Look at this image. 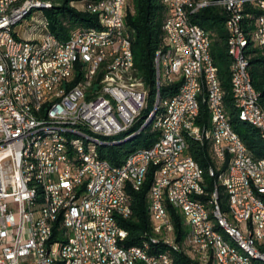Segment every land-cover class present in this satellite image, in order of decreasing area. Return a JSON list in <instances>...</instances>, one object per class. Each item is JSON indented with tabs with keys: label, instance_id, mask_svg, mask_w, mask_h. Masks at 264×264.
Instances as JSON below:
<instances>
[{
	"label": "bare ground",
	"instance_id": "obj_1",
	"mask_svg": "<svg viewBox=\"0 0 264 264\" xmlns=\"http://www.w3.org/2000/svg\"><path fill=\"white\" fill-rule=\"evenodd\" d=\"M31 1L34 0H10V4L1 8L3 17H12L24 10L21 16L10 24L12 36L20 35L15 31V28L28 16H31L34 9H47L53 6L51 1L36 0L38 3L30 4ZM163 2L168 9V14L163 24L164 45L156 52L154 58L155 101L149 109L148 91L142 120H138L137 127L134 129L93 133L90 132L89 126L69 128L68 120L45 122L46 120H58V113L51 111L60 102V97L66 96V93L79 92V107H86L105 98L109 92V86H121V93H132V86H140L142 78L138 76L134 65L132 35L125 22L127 14H119V36L128 47L127 57L123 55V50L101 53L97 60L90 53H81L80 61L84 65L80 66V62H78L79 46H71L65 51V60H70V64H66L64 69L52 73L49 83H47V74H44V67H47L46 59L57 56L58 43L55 42H60V45H69L72 43V36H68L65 40L54 37L49 31L48 21L44 14L33 17V25H29V28H33V34L27 38L20 36V40H25V47H19L15 55H12L8 43L0 45V60L4 65V84H10V90H7V101L16 114H20L27 122H34L24 130L19 150V157H21L24 169V186L29 191L30 206L25 207V214H28L34 222H42V225L32 224L31 238L34 243H42V226L48 227V229H55L57 226V240L54 235H47L48 259L51 264H76L77 241L95 243L92 231H85V235L82 234L85 222H88V228L96 227L95 208L88 207L85 202L97 201L99 193L105 191L106 176H99L98 182L90 185L89 193L82 197H76V194L83 193L84 184L75 185V194L62 193L63 202H58L56 205V196L53 193L55 176L63 177V169H55L52 158L45 157V139H41V137L49 135L51 148L56 150L57 156L70 157L71 152H77L75 162H83L85 159L93 157L101 159L108 167H123V165H127L130 155L141 152V149H150V146L131 152L120 165H113L109 160L102 158L99 148L124 143L140 135L147 128L160 133V136H167V129L160 128L168 126L169 122L173 120L171 105L182 96V87H179L167 98L161 97V87L175 84V80H182L184 71L177 69L176 57L177 50H180V39H173L170 0H163ZM71 5L80 11L95 14V10H91V6H89L94 5V0L73 1ZM99 5L104 6V11L96 13L99 27H81L69 34L78 32L80 36L102 38L104 45H112L116 42L117 22L115 19H110L107 14L113 13V1L99 0ZM210 6H222L228 12L225 27L229 33L228 52L232 58L230 70L234 107L241 121L259 130L264 142V128L255 121L254 115L249 114L245 97L247 84L251 89L253 106L258 116L264 121V92L260 93L255 88L250 71L251 50L258 47L264 55V0H187L181 5L182 26L186 30H197L201 43L204 44V57L207 60L213 95H217V113L221 118L222 129L234 142H237V148L242 149L244 158L257 165L258 171H264V158L253 157L231 125L230 115L226 111L224 102L225 90L222 88L210 52L211 34L204 27L192 21L195 14ZM40 19H42V24H36ZM100 27L103 29L100 30ZM43 36L54 39V41H48L47 48H40L38 39ZM239 40L241 42L238 45L235 41ZM170 44H172V48H170ZM183 44L186 49H193L191 37H183ZM242 60L246 82H244L241 72ZM189 70L192 73L195 90L192 96L193 113L186 116L187 127L195 128L196 118L200 116L202 104L206 105L209 118L205 122V138L198 137L194 131H189V129H181L182 144H187V137H193L201 144L208 145L213 161L218 166L225 162L224 159H219V150L216 144L219 139L217 131L219 120L215 118L216 108H212V101L204 100L211 99V90H205V81L198 55L190 56ZM77 74H79V79L75 82ZM42 84H45L44 89H42ZM15 90H18L19 96ZM40 92L41 96L39 97ZM108 105L117 107L116 97H108ZM73 118H80V110H73ZM113 120H120V111H113ZM76 141L83 144L76 143ZM188 159L198 183V187L194 188L196 197L191 196V193H184L183 201L178 195V189L167 188V194L159 193L158 195L157 212L155 192L149 191L148 212L152 221L153 236L150 241L129 247L124 246L122 240H115V248H120L123 251H131L133 248L135 252H146L149 258H159V264H175L178 254L185 255L195 264H237L224 258L225 248H227V251L234 254L239 262L264 264L263 214L259 211H250L248 212L249 222H247L245 217H239L237 209L233 205L236 204V193L232 184L236 183L238 174L237 154H229L228 168L217 174L219 184L225 188L227 194L226 206L228 209L226 211L219 203L218 185L215 187V201L214 191L209 197L207 196L204 170L189 153ZM47 171H54V175ZM216 171L211 167L208 174L213 176V172H215L216 175ZM145 179L146 177H130V184H143ZM141 187L142 185H135V190H139ZM118 195L127 205V214L123 218L129 217L132 214V208L128 196L127 176L119 178ZM246 195L248 198H255L257 208L264 209L262 198L264 185L257 187V193L255 185H248ZM75 202L76 209H78L76 218L75 210L65 209V204ZM167 203L181 214L187 227V232L180 241ZM186 203L193 211H198L200 223L207 232L202 234L201 242H195V219H193L192 212ZM158 213L160 218H164V225L156 223L158 222ZM119 220L120 217H113V226L121 228L122 235H128ZM234 232L245 238L246 243L242 242V238L237 237ZM210 235H214L218 241H211ZM68 247H70V257ZM129 264H139L138 258H129Z\"/></svg>",
	"mask_w": 264,
	"mask_h": 264
},
{
	"label": "built area",
	"instance_id": "obj_2",
	"mask_svg": "<svg viewBox=\"0 0 264 264\" xmlns=\"http://www.w3.org/2000/svg\"><path fill=\"white\" fill-rule=\"evenodd\" d=\"M109 1H113V13L107 14V16L117 22L116 42L112 45H104L102 38L80 36L78 32L70 34L72 43L69 45H60V42H55L58 43L57 56L47 58V67H44L47 83L51 82L52 73L64 69L66 64H70V60H65V51L71 46H79L78 62H80V66L84 65L80 61L81 53H90L96 60L101 56V53H108L112 50H123V55L128 56L126 42L121 41L119 36V14H127L131 0ZM186 2L187 0H170L173 39H180V50H177L176 57L177 69L184 71V78L175 80V83H181L179 87H182V96L171 105L173 120L169 122L168 126L160 128L167 129V136H160L158 133V138L150 146V149H141V152L130 155L127 165H123V167H108L101 159L93 157L87 158L83 162H75L77 152H71L70 157L57 156L56 150L51 148L49 135L41 137V139H45V157L52 158L55 169H63V177L55 176L53 193L56 196V205L58 202H63L62 193L75 194V185L84 184L83 193L76 194V197H82L89 193L90 185L98 182L99 176H106L105 191L99 193L97 201L85 202L88 207L95 208L96 227L88 228V222H85L82 234L85 235V231H92L95 243L77 241L76 264H129V258H138L139 264H159V258H149L146 252H135L133 248L131 251L115 248V240H126L127 238V235H122L121 228L113 226V217L121 218L127 214V205L118 195L120 176H127V186L135 190V185L143 184H130V177H146L149 169L153 167L154 176L149 191L155 192L157 212L158 195L159 193L167 194V188L178 189V195L183 201L184 193H191V196L196 197L194 188L198 187V183L188 159L187 144H182L181 139V129H189V131H194L198 137L205 138V121L198 123L199 118H196L195 128H188L186 124V116L193 113L192 96L195 90L192 73L189 70L191 55H198L205 81V90H211V99L204 100L212 101V108H216L215 118L219 120L217 129L219 139L216 142L219 159L226 161L229 154H237L238 174L236 183L232 184L236 193V204L233 205L237 209L239 217H245L247 222H249L248 212L259 211L263 214L264 224V209L257 208L255 198H248L246 195L248 185H255L256 193L257 187L264 185V171H258L257 165L246 160L242 149L237 148V142H234L222 129L221 118L217 113V95H213L207 60L204 57V44L201 43L197 30H186L182 26L181 5ZM36 3H38L36 0L30 2V4ZM8 4H10V0H0V45L8 43L12 55H15L19 47H25V40H20V35L12 36L10 24L20 17L24 10L12 17H3L1 8ZM89 6H91V10H95V14L104 11V6L99 5V0H94V5ZM36 24H42V19ZM102 29L103 27H100V30ZM183 37H191L193 49L185 48ZM38 40L40 48H47L48 41H54L53 38L44 36ZM240 42V40L235 41L238 45ZM170 48H172V44H170ZM241 72L244 82H246L243 60ZM44 87L45 84H42V89ZM7 90H10V84H4V65L0 60V264H51L48 259L47 235H54L57 240V226L55 229L42 226V243H34L31 238L32 224L42 225V222H34L28 214H25V207L30 206L29 191L24 186V169L21 157H19V150L24 130L34 122H27L20 114H16L12 110L7 101ZM148 91L143 80L140 81V86H132V93H121V86H109V92L105 98L86 107H79V92L66 93V96L60 97V102L51 111L58 113V120H46L45 122L68 120L69 128L89 126L90 132L93 133L134 129L137 127L138 120H142ZM15 92L19 96L18 90ZM108 97H116L117 107L108 105ZM245 97L249 114L254 115L255 121L264 128V121L258 116L253 106L251 89L247 84ZM73 110H80V118H73ZM113 111H120V120H113ZM76 143L83 144L77 141ZM47 172L54 175V171ZM213 176H215V172H213ZM214 199L216 201L215 189ZM186 205L190 208L189 204L186 203ZM65 209L75 210L76 218V214H78L76 202L65 204ZM190 210L193 219H195V242H201L202 234L207 232L200 223L198 211H193L192 208ZM156 223L164 225V218H160L159 213ZM235 235L240 237L238 233ZM210 236L211 241H218L214 235ZM242 242L246 243L245 238H242ZM67 249L70 257V247ZM224 258L237 264H246L239 262L234 254L227 251V248H225Z\"/></svg>",
	"mask_w": 264,
	"mask_h": 264
},
{
	"label": "trees",
	"instance_id": "obj_3",
	"mask_svg": "<svg viewBox=\"0 0 264 264\" xmlns=\"http://www.w3.org/2000/svg\"><path fill=\"white\" fill-rule=\"evenodd\" d=\"M51 1L53 6L45 9L44 16L48 21V28L54 37L65 40L73 30L78 28L99 27L98 16L89 12L76 9L71 5L73 1L81 0H45ZM132 11V12H131ZM168 9L163 0H131L130 8L125 18L126 26L132 35V51L134 65L137 74L144 81L149 90V109L153 106L156 94V77L154 58L156 52L164 45L163 24L167 17ZM228 12L222 6H210L202 9L192 17V21L204 27L211 34L210 52L217 70L223 90H225L224 102L226 111L230 115L233 129L239 134L247 149L257 159L264 158V142L260 132L254 126L239 119L238 112L233 104L231 84L232 58L228 52L229 33L226 29ZM256 48V47H255ZM250 71L255 88L264 92V55L257 47L250 52ZM79 74L75 76L78 81ZM180 82L161 87V97L167 98L175 93ZM198 123L208 121L209 115L206 105L200 107ZM157 132L150 128L145 129L140 135L121 144L103 146L99 148L102 158L109 160L113 165H120L126 157L139 148L149 147L157 139ZM188 153L204 170V181L209 197L215 187H219V203L224 211L228 209L227 194L225 188L219 184L218 175L225 171L229 165V157L221 165L213 161L208 145H203L193 137H187ZM215 168L216 175L208 174L209 168ZM217 167V168H216ZM219 170V171H218ZM154 168L151 167L146 179L139 190L128 187V196L132 208L129 217H121L120 225L128 232L126 240H122L124 246L141 245L150 241L153 236V226L148 212V192L153 182ZM207 197V198H208ZM205 198V197H204ZM264 200V195H262ZM167 208L173 218L175 229L180 241L187 232L184 219L172 205L167 203ZM175 264H193L183 254L176 255Z\"/></svg>",
	"mask_w": 264,
	"mask_h": 264
},
{
	"label": "rangeland",
	"instance_id": "obj_4",
	"mask_svg": "<svg viewBox=\"0 0 264 264\" xmlns=\"http://www.w3.org/2000/svg\"><path fill=\"white\" fill-rule=\"evenodd\" d=\"M45 12V9H34L31 16H28L24 21H22L16 28L15 31L20 34L23 38L31 36L33 34V28H29V25H33L34 16H41ZM236 245V244H235Z\"/></svg>",
	"mask_w": 264,
	"mask_h": 264
}]
</instances>
